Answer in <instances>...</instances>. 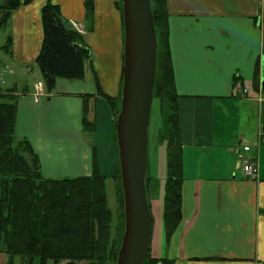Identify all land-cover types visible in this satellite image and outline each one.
I'll return each mask as SVG.
<instances>
[{
	"label": "crops",
	"instance_id": "0c3cea01",
	"mask_svg": "<svg viewBox=\"0 0 264 264\" xmlns=\"http://www.w3.org/2000/svg\"><path fill=\"white\" fill-rule=\"evenodd\" d=\"M32 0L13 10L0 29V71L15 97V134L37 154L43 176L98 172L114 183L115 117L122 72L119 0H92L93 28L81 35L90 48L81 80L56 79L52 93L35 94L41 82L35 57L42 41L41 8ZM64 19L84 22L85 0H50ZM167 40L178 95L181 143V220L168 240L163 214L167 135L158 106L156 154L147 165L152 218L148 254L166 264H264V92L260 89L262 31L256 17L264 0H166ZM11 43L6 47L7 39ZM12 73H4L6 69ZM17 73V74H16ZM13 74H16L13 78ZM36 80L23 82V75ZM6 75V77H5ZM4 81V82H5ZM152 106V104H151ZM89 124H82L83 109ZM151 119V110L150 118ZM258 167L246 179L238 149ZM108 187V186H107ZM155 264H162L158 261Z\"/></svg>",
	"mask_w": 264,
	"mask_h": 264
},
{
	"label": "trees",
	"instance_id": "16d2710c",
	"mask_svg": "<svg viewBox=\"0 0 264 264\" xmlns=\"http://www.w3.org/2000/svg\"><path fill=\"white\" fill-rule=\"evenodd\" d=\"M32 0H0V29L10 13ZM87 29L93 28V3L85 0ZM154 28L158 41L157 62L152 99L159 103L167 135L166 179L164 183L163 214L165 238L168 240L181 220L182 158L177 118L178 95L174 89L173 70L167 40L166 0H150ZM122 25V3H117ZM262 31L264 55V15L256 17ZM42 41L35 57L44 93L50 94L56 79L69 81L84 78L85 62L91 59L90 48L81 34L70 27L58 5L50 0L41 8ZM11 43L7 39L6 47ZM123 59V58H122ZM123 61V60H122ZM122 87L116 100L107 97L111 110L119 112ZM13 90L0 87V264H53L67 261L76 264H115L123 232V203L120 171L113 177L116 197L121 205L118 240L110 241V208L107 204V181L93 164L87 176L52 178L43 176L37 154L25 139L15 134L16 104ZM82 124L89 128L85 108ZM116 139V138H115ZM146 175V183H147ZM166 259H152L147 253L144 264Z\"/></svg>",
	"mask_w": 264,
	"mask_h": 264
},
{
	"label": "water",
	"instance_id": "95a60500",
	"mask_svg": "<svg viewBox=\"0 0 264 264\" xmlns=\"http://www.w3.org/2000/svg\"><path fill=\"white\" fill-rule=\"evenodd\" d=\"M122 87L115 138L123 203V232L115 264H144L152 218L146 191L148 126L158 41L150 0H121ZM260 89L264 92V55Z\"/></svg>",
	"mask_w": 264,
	"mask_h": 264
},
{
	"label": "rangeland",
	"instance_id": "374dc122",
	"mask_svg": "<svg viewBox=\"0 0 264 264\" xmlns=\"http://www.w3.org/2000/svg\"><path fill=\"white\" fill-rule=\"evenodd\" d=\"M84 9H85V3H84ZM85 15H86V10H85ZM70 24L72 25V29H74V31H76L77 33H84V31L80 28H83L84 30L87 29V23H89V21L86 19V16H84V22L82 21V23H78L76 21H73V20H69ZM5 37L3 36H0V45L5 41L4 39ZM5 72L4 73H12L13 70L8 68L6 70H4ZM17 74V73H16ZM16 74H13V78H19V80H21L22 77H15ZM6 77V75H5ZM26 77H28L26 74L23 75V82L27 79ZM29 81L31 82L32 80H36V77H34L33 75L29 76L28 77ZM4 79V74H3V71L1 72L0 71V87L1 86H5L7 85V82L5 81ZM39 82H36V84L34 85L35 86V91L36 93L35 94H39L42 92L43 88H42V84L41 86L38 85ZM38 90V92H37ZM44 92L41 93V95H43ZM158 106L156 104V102H153L152 103V106H151V119L149 121V126H148V147H149V164L153 165V160L154 158H158L156 161H155V164L156 166H160V163H163V157L162 159L159 158V156L156 154V151H157V140H156V129H157V126L159 124V121H158ZM242 152V149L240 150V154ZM238 160H239V155H238ZM59 174V173H58ZM53 175V178H64L63 176L61 175ZM92 174V173H91ZM87 176V175H85ZM115 184L116 182H110L109 184V181H108V184H107V189H106V197H107V204H108V207L110 208V214H111V218H110V223H109V226H110V230H109V234H110V241H113L115 239L118 240V233H119V228H120V221H121V205H120V202H118L117 200V197L115 195L116 193V189H115ZM12 264H20V258L19 257H14L13 260H12ZM32 264H39V260L36 258L33 260ZM45 264H53L51 260H47ZM60 264H68L67 261H63L61 262ZM76 264H85L84 261H81V262H77Z\"/></svg>",
	"mask_w": 264,
	"mask_h": 264
},
{
	"label": "built area",
	"instance_id": "2783aa9c",
	"mask_svg": "<svg viewBox=\"0 0 264 264\" xmlns=\"http://www.w3.org/2000/svg\"><path fill=\"white\" fill-rule=\"evenodd\" d=\"M38 85L41 86L40 82L38 83ZM37 92H38V90H37ZM263 134H264V131H263ZM248 150H249V146H247V145H242L241 154H240V151L238 149L240 170L246 179L253 180L257 177L258 167H257V164L255 161H253L246 154H244Z\"/></svg>",
	"mask_w": 264,
	"mask_h": 264
},
{
	"label": "flooded vegetation",
	"instance_id": "af4514ba",
	"mask_svg": "<svg viewBox=\"0 0 264 264\" xmlns=\"http://www.w3.org/2000/svg\"><path fill=\"white\" fill-rule=\"evenodd\" d=\"M263 56V55H262Z\"/></svg>",
	"mask_w": 264,
	"mask_h": 264
}]
</instances>
